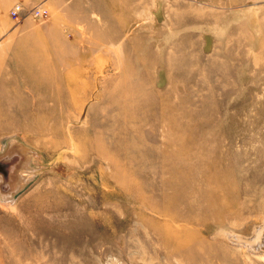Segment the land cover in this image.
<instances>
[{
  "label": "rangeland",
  "instance_id": "obj_1",
  "mask_svg": "<svg viewBox=\"0 0 264 264\" xmlns=\"http://www.w3.org/2000/svg\"><path fill=\"white\" fill-rule=\"evenodd\" d=\"M13 142L30 179L12 200L0 183V264H264V0H13L0 153Z\"/></svg>",
  "mask_w": 264,
  "mask_h": 264
},
{
  "label": "bare ground",
  "instance_id": "obj_2",
  "mask_svg": "<svg viewBox=\"0 0 264 264\" xmlns=\"http://www.w3.org/2000/svg\"><path fill=\"white\" fill-rule=\"evenodd\" d=\"M150 49V48H149ZM130 73V76L133 75V73L131 71H129ZM138 109H134V110H131V111H122L119 115H117V118L121 117L125 120L126 124H127V127L131 128V125H130V122L132 121V119H134L136 113H137ZM142 114V117L143 116V113H140ZM140 114H139V117H140ZM134 115V116H133ZM133 116V117H131ZM155 116V115H154ZM110 118V117H109ZM153 119V118H152ZM172 119L173 118H170L169 121L170 123L172 122ZM98 120V119H97ZM155 120V119H154ZM134 122V120H133ZM98 123V122H97ZM96 123V124H97ZM153 123V122H152ZM155 123V122H154ZM153 123V124H154ZM133 126V125H132ZM171 129L172 131L170 132H173L174 131V128H173V123L171 124ZM97 133V132H96ZM120 133H122L120 131ZM96 139H97V148H102V147H105V148H109V144H111L108 140H106L101 134H96ZM170 137V135H169ZM120 142H122L121 140H119ZM12 142V141H11ZM17 142V141H15ZM13 142V145H11V147H9V150L5 151L4 153H0V183H3V187L5 188V190L3 191L4 195L8 198H10V200H12V196H13V193L18 190L19 188L21 189V187L23 188V185L25 183H27V181H29L30 179V176L29 175V168H28V171L27 169H24V168H27V164H29L28 162V159L29 157L26 156V151L28 152L29 150H25V148H23L19 145H17L18 143H15ZM193 143V142H192ZM5 145V144H4ZM172 145H174V137H171L168 139L167 141V151L169 152H172L171 151V148H172ZM10 146V145H9ZM3 148V147H2ZM27 149V148H26ZM31 151V150H30ZM29 151V152H30ZM32 152V151H31ZM34 152V151H33ZM140 153V152H139ZM189 155H188V158H192L193 154H190L189 152H187ZM29 154V153H28ZM31 154V153H30ZM33 154V153H32ZM32 154L30 156H32ZM37 154V153H36ZM129 154V153H128ZM38 156V155H37ZM178 156V154H177ZM197 156V155H195ZM24 157H25V160H24ZM131 157V155H130ZM128 157V158H130ZM167 159H168V166H167V172L169 174V176L171 177L169 180H174V172L176 170V168H174V154L172 153H168L166 155ZM36 158V157H35ZM127 158V159H128ZM30 160V159H29ZM112 160L114 161V157H112ZM130 161H131V158H130ZM133 161V160H132ZM134 162V161H133ZM131 163V162H130ZM33 164V163H32ZM215 167V164H213L212 166H210L211 168L212 167ZM33 167V166H32ZM21 168V169H20ZM179 169V167L177 168ZM32 170V169H31ZM27 171V172H26ZM193 168H191V166L188 164L186 165L185 168H183V171H177V173H175L178 178H180V175H191L193 174ZM155 172V171H153ZM27 175H26V174ZM136 174H139V175H146L142 169H139ZM133 175H131L132 177ZM215 177V174H212V175H209L208 176V179L210 178H213ZM176 177V179H178ZM190 179L186 180L185 182H183L181 184V180L180 182H177L175 185L176 187V196H179V194L185 189V188H188L189 187V190L187 191L186 194H188V196L190 194H192L194 191H197L195 190L197 187L195 186L196 182L195 180H197V177L195 178V180L193 181V179ZM168 181V180H167ZM166 181V182H167ZM173 185V186H174ZM211 187V186H210ZM208 188V187H207ZM208 191H210L211 189H207ZM228 191V190H227ZM199 192V191H198ZM195 195V194H194ZM193 195V196H194ZM220 195V194H219ZM229 195V193H228ZM187 196V197H188ZM191 196V195H190ZM227 196V195H226ZM186 197V196H185ZM206 198V197H205ZM173 200H174V197H173ZM214 202H215V199H213ZM220 201V200H219ZM7 203V202H6ZM221 203V201H220ZM260 233L262 234L261 236L263 237L262 239H264V228L262 227V230H260ZM260 236V237H261ZM262 239L260 240V243L262 241ZM263 248V247H262Z\"/></svg>",
  "mask_w": 264,
  "mask_h": 264
},
{
  "label": "built area",
  "instance_id": "obj_3",
  "mask_svg": "<svg viewBox=\"0 0 264 264\" xmlns=\"http://www.w3.org/2000/svg\"><path fill=\"white\" fill-rule=\"evenodd\" d=\"M33 18L39 19L46 15V9L42 5L33 7L30 11H27ZM25 13L24 7L21 2H17L10 10V14L13 18H19Z\"/></svg>",
  "mask_w": 264,
  "mask_h": 264
},
{
  "label": "crops",
  "instance_id": "obj_4",
  "mask_svg": "<svg viewBox=\"0 0 264 264\" xmlns=\"http://www.w3.org/2000/svg\"><path fill=\"white\" fill-rule=\"evenodd\" d=\"M13 0H0V9H5L8 4H10ZM39 0H29L30 3H36ZM2 5V6H1Z\"/></svg>",
  "mask_w": 264,
  "mask_h": 264
}]
</instances>
